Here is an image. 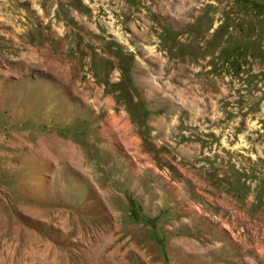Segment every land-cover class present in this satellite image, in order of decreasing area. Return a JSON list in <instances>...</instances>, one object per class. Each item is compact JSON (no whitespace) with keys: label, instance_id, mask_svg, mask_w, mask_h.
Masks as SVG:
<instances>
[{"label":"rangeland","instance_id":"rangeland-1","mask_svg":"<svg viewBox=\"0 0 264 264\" xmlns=\"http://www.w3.org/2000/svg\"><path fill=\"white\" fill-rule=\"evenodd\" d=\"M0 264H264V0H0Z\"/></svg>","mask_w":264,"mask_h":264}]
</instances>
